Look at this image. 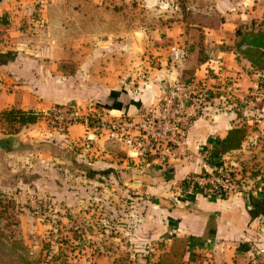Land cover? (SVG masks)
<instances>
[{
    "label": "crops",
    "instance_id": "obj_1",
    "mask_svg": "<svg viewBox=\"0 0 264 264\" xmlns=\"http://www.w3.org/2000/svg\"><path fill=\"white\" fill-rule=\"evenodd\" d=\"M125 1L0 0V112L16 104L40 112L42 119L23 131L35 127L41 136L64 140L71 147L79 142L84 146L89 133L78 124L65 133L43 127L51 107L94 101L121 116L143 113L156 103L164 88L182 76L186 64L172 61L170 48L188 40V34L183 22L146 28L123 25L130 11ZM143 2L150 5L154 0ZM145 53L153 55L154 64L147 63ZM217 58L231 67L239 61L231 48L220 51ZM210 62L213 59L196 69L195 78L206 76ZM231 110L219 114L209 110L197 117L186 137L188 153L165 170L146 166L122 143L102 138L95 151L94 144L90 146L92 154L104 155L108 163L133 165L134 176L147 183L146 193L161 194L148 215L153 222L149 237L187 238L185 258L191 264H254L247 243L264 217V194H254L252 186L225 198L176 201L163 182L169 169L174 183L210 167L212 160L202 154V147L216 156L219 139L241 126L242 116ZM245 154L246 139L224 157L238 166Z\"/></svg>",
    "mask_w": 264,
    "mask_h": 264
},
{
    "label": "rangeland",
    "instance_id": "obj_2",
    "mask_svg": "<svg viewBox=\"0 0 264 264\" xmlns=\"http://www.w3.org/2000/svg\"><path fill=\"white\" fill-rule=\"evenodd\" d=\"M124 5L130 11L123 25L183 22L188 40L177 44L188 49L199 42L201 56L213 59L204 75L216 79L222 91L210 110H238L246 129V156L240 161L246 165V187L264 185V72L235 48L239 27L264 26V0H154L150 5L126 0ZM230 48L239 57L233 67L217 58ZM144 55L154 64L153 55ZM231 81L239 93L224 91ZM15 129L0 121V138L13 134L24 143L21 150L0 152V195H6L0 202V221L6 235L18 241L10 249L0 248V264H22V258L41 264H151L170 250L172 241L149 237L153 222L148 215L161 194L146 193L147 183L134 176L133 165L108 163L80 142L70 147L64 140L41 136L35 127L29 132ZM163 182L173 188L172 181ZM10 200L13 208L7 207ZM259 220L247 243L254 264H264V217Z\"/></svg>",
    "mask_w": 264,
    "mask_h": 264
},
{
    "label": "built area",
    "instance_id": "obj_3",
    "mask_svg": "<svg viewBox=\"0 0 264 264\" xmlns=\"http://www.w3.org/2000/svg\"><path fill=\"white\" fill-rule=\"evenodd\" d=\"M186 57L184 46H171L172 61L183 64ZM205 77L202 80L195 78L190 83L181 77L173 80L156 103L136 115L115 116L94 101H88L53 106L45 117L48 125L60 133H65L72 125L84 126L89 133L84 141L88 148L106 138L122 143L131 151L132 157L140 159L146 166L165 170L188 153L186 137L191 124L212 109L217 92L222 91L216 86V79ZM231 83L224 91L228 95L239 93L235 81ZM219 97L223 98L222 95ZM201 152L212 160L210 167L174 182L171 192L176 201L197 196L225 198L246 190V174L234 176L236 166L228 163L226 157H212L205 147ZM263 186L254 187L253 193L263 194Z\"/></svg>",
    "mask_w": 264,
    "mask_h": 264
},
{
    "label": "trees",
    "instance_id": "obj_4",
    "mask_svg": "<svg viewBox=\"0 0 264 264\" xmlns=\"http://www.w3.org/2000/svg\"><path fill=\"white\" fill-rule=\"evenodd\" d=\"M236 35L239 41L236 43V50L244 58L247 59L251 66L257 70L264 72V26L255 28L253 26L244 25L239 27L236 31ZM199 42H195L193 45H189L187 50V57L185 61V68L182 72V80L186 83H190L195 79V71L201 65L210 61V59L203 58L200 53ZM235 51V50H234ZM236 51V52H237ZM189 57V58H188ZM42 117L40 112L34 110H24L19 104L12 108L2 110L0 112V121L6 122L11 128H16L13 132L18 133L29 125H33L38 122ZM246 137L245 127H233L229 129L224 138L219 139V148L216 156H226L234 150L241 147ZM241 164V163H240ZM234 176L246 174V165H238L234 167ZM6 198V195H0L1 199ZM13 208V201H9L7 207ZM10 223H13L11 221ZM18 244L16 239H11L10 235H6L4 231V225L0 221V248L10 249ZM189 240L187 238L175 237L172 239L170 250L164 253L156 262L151 264H186L184 257L188 250ZM22 264H41L39 262L32 261L28 258H22Z\"/></svg>",
    "mask_w": 264,
    "mask_h": 264
},
{
    "label": "water",
    "instance_id": "obj_5",
    "mask_svg": "<svg viewBox=\"0 0 264 264\" xmlns=\"http://www.w3.org/2000/svg\"><path fill=\"white\" fill-rule=\"evenodd\" d=\"M22 139L16 135H8L6 137L0 138V152L12 153L23 148ZM165 177L172 181L174 179V174L171 169L164 172Z\"/></svg>",
    "mask_w": 264,
    "mask_h": 264
}]
</instances>
